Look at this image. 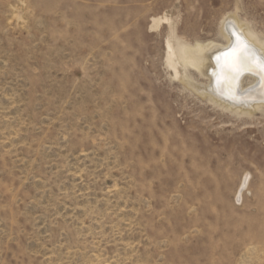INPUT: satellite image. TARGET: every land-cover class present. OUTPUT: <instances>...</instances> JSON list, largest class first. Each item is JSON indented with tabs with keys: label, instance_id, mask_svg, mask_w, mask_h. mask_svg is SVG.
<instances>
[{
	"label": "rangeland",
	"instance_id": "rangeland-1",
	"mask_svg": "<svg viewBox=\"0 0 264 264\" xmlns=\"http://www.w3.org/2000/svg\"><path fill=\"white\" fill-rule=\"evenodd\" d=\"M164 14L264 43V0H0V264H264V110L212 101L224 47L175 78Z\"/></svg>",
	"mask_w": 264,
	"mask_h": 264
},
{
	"label": "bare ground",
	"instance_id": "bare-ground-1",
	"mask_svg": "<svg viewBox=\"0 0 264 264\" xmlns=\"http://www.w3.org/2000/svg\"><path fill=\"white\" fill-rule=\"evenodd\" d=\"M229 18L230 19L227 21L225 27L223 26V33L227 39V45L225 47H214L215 45L211 41L207 43L199 41H196L193 44L186 43L175 36L174 25L171 24V18L166 14L152 18L151 27H157L160 23H168L170 26L169 29L171 30V36L166 40V63L168 67L172 69L175 78L187 82V68L203 72L209 70V72L212 71V73H214V66L211 65L212 59H218L219 55L223 53L222 49L219 50L222 47H224V50L228 54L230 49L235 46L237 36H239L254 53L260 57H264V43L233 16H229ZM222 59L221 57L219 58V60H221V65L217 70V81L213 78L215 84H211L212 89L208 92L211 94L212 91L215 90V93L211 95L212 101L232 112L243 113L246 115H250L255 111L264 110V87L261 86L262 81H264V76L258 71L240 74L231 73L226 67L228 56H226L225 59ZM244 81L252 82L254 84H251L252 86H250L247 91L243 90V92L238 95L237 91L239 89L242 90ZM218 84L226 85L227 88L225 91L227 92L222 90ZM245 183L246 177L243 182H240V184L245 187ZM240 186L241 185H239L236 194V200L238 202L241 200V192L243 189V187Z\"/></svg>",
	"mask_w": 264,
	"mask_h": 264
},
{
	"label": "snow or ice",
	"instance_id": "snow-or-ice-1",
	"mask_svg": "<svg viewBox=\"0 0 264 264\" xmlns=\"http://www.w3.org/2000/svg\"><path fill=\"white\" fill-rule=\"evenodd\" d=\"M227 56L226 67L231 73L240 74L258 71L264 76V57L254 53L239 36L236 37L235 46L230 49ZM261 86L264 87V81H262Z\"/></svg>",
	"mask_w": 264,
	"mask_h": 264
}]
</instances>
